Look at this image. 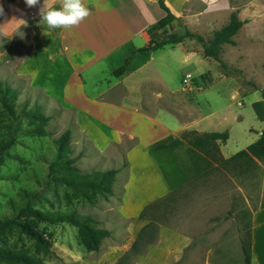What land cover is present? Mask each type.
Segmentation results:
<instances>
[{
	"label": "rangeland",
	"instance_id": "1",
	"mask_svg": "<svg viewBox=\"0 0 264 264\" xmlns=\"http://www.w3.org/2000/svg\"><path fill=\"white\" fill-rule=\"evenodd\" d=\"M167 5L179 20L162 30L168 35L182 34L186 30L194 34V37L183 42L182 48L168 47L166 52L169 89L191 99V105L181 109L180 118L173 114L166 115L169 128L174 129L176 123L190 116L198 120L207 115L211 108L221 115L233 116L242 112L246 117L241 118L244 120L236 127L233 125L235 121L229 119L233 127L219 129L232 128L233 131V138L225 148L226 155L229 150L239 152L246 149L256 141V133L264 129V0H168ZM233 12L238 13L244 25L233 38L234 44H226L221 49L224 67L221 62L204 56L202 44L209 42L216 31L228 24ZM26 44V41L15 44L13 51L9 41L0 37V81L18 90L19 104L40 106L42 112L50 117L47 128L50 134L46 137H20L10 150L11 157L6 158L0 171V212L4 211L6 201L15 198L21 188L43 189L45 201L42 210L89 216L96 221L98 228L109 230L111 236L103 240L98 252H94L86 248L76 227L67 223H42L38 229L51 244L52 252L36 257L43 264H117L133 245L131 230L136 226V221L125 218L120 207L128 182L129 150L137 141H130L133 138L129 132L108 133L102 127L100 118H96L92 109L88 108L87 101L81 97L76 86L64 90L61 84L38 75L40 85L55 88L56 91L48 89V94H56L66 107H76L79 121L89 131L98 134L99 144L104 150L98 148L78 124L75 110L64 108L44 91L32 87L30 79L20 74L30 54L31 47ZM141 60L142 55L137 56L135 62ZM108 70L107 63H102L89 75V94L106 90L108 85H111V89L115 87L113 85L117 78L111 76ZM186 77L197 80L198 91L182 90V81ZM119 90L115 88L112 93ZM22 127L27 125L23 124ZM66 130L72 134V157L77 159L76 166L83 173L118 170L113 196L87 204L79 202L63 188H42L48 163L56 153L55 141ZM133 156L136 157L137 152ZM142 177L141 167H138L136 185H142ZM67 194L71 195V200ZM262 203L264 160H256L250 168H220L185 185L166 202L155 207L154 215L160 216V227L189 234L196 240L188 250L187 257L178 264H203L209 248L235 252V240L244 235V227L250 224L249 212ZM22 244L23 249H27L31 241L24 240ZM131 264H151V261L136 258Z\"/></svg>",
	"mask_w": 264,
	"mask_h": 264
},
{
	"label": "crops",
	"instance_id": "2",
	"mask_svg": "<svg viewBox=\"0 0 264 264\" xmlns=\"http://www.w3.org/2000/svg\"><path fill=\"white\" fill-rule=\"evenodd\" d=\"M83 2L89 8L90 16L78 27L50 30L40 20L39 5L28 8L24 0H0L4 8V15L0 16L4 35L0 37L9 41L13 51L15 44L20 45L25 41L31 47L20 74L30 79L32 87L44 91L61 104L56 94L47 93L48 89L56 91L55 88L52 85H40L38 75L52 83L61 84L64 90L76 86L81 97L87 101L88 108L92 109L96 118H100L102 127L108 133L129 132L133 138L130 141H137L129 150L128 182L124 187L123 204L120 207L125 218L136 221V226L131 230L134 243L140 231L149 223L148 220L139 219L148 204L184 187L215 167L214 163L190 146L167 149H157V146L169 144L186 131H197L200 134L228 131L230 138L221 144V151L225 158H230L238 153L229 150V154H225V148L233 138L232 128L220 130L219 127H236L246 115L242 112L234 113L233 116L221 115L211 108L207 115L198 120L190 116L170 129L166 115L173 114L180 118L178 115H182L181 109L191 105L189 96L179 95L169 89L166 78L167 49L182 48L183 43L167 45L157 51L137 53V50L148 46L152 40L162 42L169 36L158 26V21L165 16L158 0ZM40 3L43 4L44 0H40ZM47 5L59 7L60 0H47ZM19 33H23V38ZM141 55L142 60L135 62L136 57ZM184 57L187 59L188 55L185 53ZM102 63H107L111 76L114 70L123 65L127 71L123 76L115 77L117 79L113 89L108 85L106 90L89 94V75ZM115 88L120 90L112 93ZM62 106L76 111L80 127L98 148L104 150L99 144L98 134L89 131L79 121L76 107ZM229 119L235 123L230 124ZM262 130L256 133L257 139ZM135 152L136 157L133 156ZM138 167L142 170V185H136ZM195 241L189 234L162 226L158 242L149 246L147 253L137 259L148 258L151 264H178L187 257ZM234 245V253L209 248L203 264H244L239 236ZM252 249L254 257L251 264H264V208L252 213Z\"/></svg>",
	"mask_w": 264,
	"mask_h": 264
},
{
	"label": "trees",
	"instance_id": "3",
	"mask_svg": "<svg viewBox=\"0 0 264 264\" xmlns=\"http://www.w3.org/2000/svg\"><path fill=\"white\" fill-rule=\"evenodd\" d=\"M158 4L165 13V16L158 21L160 29H165L179 20L164 0H158ZM243 25L244 22L240 20L238 13L233 12L228 24L216 31L209 42H203L204 56L221 62L225 67L220 57L221 49L226 44H234L233 38ZM192 37H194V34L189 30L182 34L171 33L162 42L152 40L148 46L137 50V53L157 51L167 45L183 43ZM126 71L127 68L123 65L114 70L112 75L119 78ZM195 82L199 86L197 80ZM262 98L264 99V91H262ZM18 101V90L9 83L0 81V171L6 158L11 157L10 150L20 137H46L50 134L47 129L50 117L42 112L40 106L34 104L32 107H28L27 103L19 104ZM23 124H26L27 127H22ZM229 138L228 131L203 134L197 131H186L169 144L157 146V149L186 145L203 154L215 164V167L200 178L220 168L230 166L236 169L250 168L255 165L256 160H264V129L259 138L246 149L239 151L230 158H225L221 151V144H225ZM71 140V131L66 130L55 141L56 153L48 163L42 188H53L55 190L63 188L79 202L87 204H93L98 199H108L113 196L118 170L108 169L93 171L88 174L83 173L76 166L77 159L72 157ZM180 189L148 204L144 208L139 219L148 220L149 223L140 231L131 249L118 260L117 264H131L138 256L145 255L149 246L158 242L160 216L154 215V208L160 203L166 202ZM42 191L43 189L28 190L21 188L15 198H9L6 201L4 211L0 212V264H43L36 255H48L52 250L51 244L38 229V226L42 223H67L76 227L86 248L94 252H98L103 240L111 236L109 230L98 228L96 221L89 216L42 210L41 207L45 201ZM67 198L72 199L69 194H67ZM261 208H264V203L249 212L250 224L244 227V235L240 238L244 264H251L254 257L252 249V213ZM24 240L31 241L30 248L23 249L22 242ZM20 244L21 246H19Z\"/></svg>",
	"mask_w": 264,
	"mask_h": 264
},
{
	"label": "clouds",
	"instance_id": "4",
	"mask_svg": "<svg viewBox=\"0 0 264 264\" xmlns=\"http://www.w3.org/2000/svg\"><path fill=\"white\" fill-rule=\"evenodd\" d=\"M28 8L38 7L40 20L50 30L62 29L69 30L78 27L84 20L90 16L89 8L83 0H60L59 7H49L47 0L41 4L40 0H24ZM4 15L3 5H0V16ZM3 28L0 26V36H3ZM23 38V33H19Z\"/></svg>",
	"mask_w": 264,
	"mask_h": 264
},
{
	"label": "built area",
	"instance_id": "5",
	"mask_svg": "<svg viewBox=\"0 0 264 264\" xmlns=\"http://www.w3.org/2000/svg\"><path fill=\"white\" fill-rule=\"evenodd\" d=\"M182 90L184 92H193L195 90L198 91L197 84H196L195 80L193 79V77H186L183 79ZM239 105H241V104H239Z\"/></svg>",
	"mask_w": 264,
	"mask_h": 264
}]
</instances>
